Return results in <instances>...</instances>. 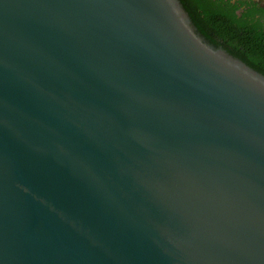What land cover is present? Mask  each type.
<instances>
[{
  "label": "water",
  "instance_id": "1",
  "mask_svg": "<svg viewBox=\"0 0 264 264\" xmlns=\"http://www.w3.org/2000/svg\"><path fill=\"white\" fill-rule=\"evenodd\" d=\"M0 264H264V73L180 0H0Z\"/></svg>",
  "mask_w": 264,
  "mask_h": 264
},
{
  "label": "trees",
  "instance_id": "2",
  "mask_svg": "<svg viewBox=\"0 0 264 264\" xmlns=\"http://www.w3.org/2000/svg\"><path fill=\"white\" fill-rule=\"evenodd\" d=\"M180 1L200 34L264 73V27L254 16L264 9L251 5L239 15L235 12L238 3L230 6V0Z\"/></svg>",
  "mask_w": 264,
  "mask_h": 264
},
{
  "label": "flooded vegetation",
  "instance_id": "3",
  "mask_svg": "<svg viewBox=\"0 0 264 264\" xmlns=\"http://www.w3.org/2000/svg\"><path fill=\"white\" fill-rule=\"evenodd\" d=\"M242 1H244L245 3L244 4L240 3V0H230L229 1L230 6L236 5L238 3L239 7L235 9V12L238 13L239 15L241 14L243 10H245L246 7H251V5H252V8H255V9L257 8L264 9V0H242ZM254 16L255 18L258 19L259 24L264 27V11H258L254 14Z\"/></svg>",
  "mask_w": 264,
  "mask_h": 264
}]
</instances>
